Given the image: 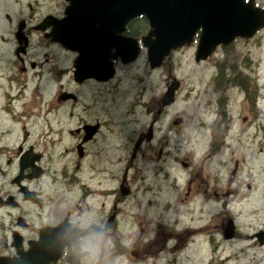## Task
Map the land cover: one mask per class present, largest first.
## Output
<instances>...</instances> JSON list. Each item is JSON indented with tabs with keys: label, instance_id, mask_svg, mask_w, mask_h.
<instances>
[{
	"label": "flooded vegetation",
	"instance_id": "flooded-vegetation-1",
	"mask_svg": "<svg viewBox=\"0 0 264 264\" xmlns=\"http://www.w3.org/2000/svg\"><path fill=\"white\" fill-rule=\"evenodd\" d=\"M174 3L180 10L158 21L167 23L169 36H190L152 66L143 38L153 28L137 11L139 0H0V264H208V250L241 239L240 222L223 215L225 207L250 205L264 215V161L250 149L245 162L246 151L232 146L235 121L220 96L225 69L218 73L216 121L198 133L200 153L180 158L178 149L169 160L180 163L183 184L170 163L161 173L159 160L170 149L156 126L170 116L183 86L173 60L193 47L194 61H203L196 52L204 13L187 0ZM255 34L219 43L209 56ZM131 45L138 51L126 60ZM175 81L167 103L164 93ZM243 90L249 107L240 121L251 140L258 91ZM141 109L151 119L136 131ZM134 160L148 165L138 174ZM189 203L197 210L185 212ZM122 204L130 205L132 219ZM181 211L188 218L182 229ZM247 235L263 246L264 224Z\"/></svg>",
	"mask_w": 264,
	"mask_h": 264
},
{
	"label": "rangeland",
	"instance_id": "rangeland-1",
	"mask_svg": "<svg viewBox=\"0 0 264 264\" xmlns=\"http://www.w3.org/2000/svg\"><path fill=\"white\" fill-rule=\"evenodd\" d=\"M256 3L264 8V0H256ZM255 35L256 37L250 39L248 42H236L234 46L228 48L226 51L216 52L199 63L193 59V47H187L180 55L174 58L172 72L178 80L183 82V86L180 88L176 104L174 107H171L170 116L167 119L164 118L161 121L160 127L158 128L157 125L156 128L157 131H161L160 134L162 135L159 136L161 142H167L166 146L170 149V154L167 155V159L162 157L159 160L161 173L164 171L162 167H166L167 162L170 163L172 166L170 168L173 170V176H176L177 184L181 185L184 181L178 180L177 169L181 165L179 162L175 164V162L169 160L178 149L180 158H184L185 154L200 153L202 139L198 137V133L210 130L207 127L215 122L217 118L214 111L217 107L219 83L222 82L218 73L222 69H225L226 74L223 82V91L225 90V92L220 93V96L225 98L226 105L228 104L231 107L232 117L235 121L232 146L234 147L235 145L237 150L241 151V154H244V151H246L245 162L250 155V149L252 151L255 150L253 153L259 161H264V144L257 142L258 138L264 139V127L261 125L264 124V27ZM166 67H163L157 75V78L160 76L162 81L160 82V89H156L155 91L157 92L153 94L155 98H157L159 90L162 92L164 89V76L167 72ZM229 67L234 68L239 75L229 73ZM244 85L247 86L249 92L252 90L258 91V106L256 108V119L254 123L256 128L255 133L252 132L254 136L251 140L248 134L247 123L245 124L240 121L241 114H246V108L249 107V98H246L245 91L243 90ZM142 111L143 109H141L142 115L136 126V131L145 129L151 119V116L145 110ZM176 115L184 116L186 122L184 124L173 125L171 119ZM167 129L174 134L163 135ZM155 162L158 161L155 160ZM212 162L214 161L210 163ZM137 163L134 160V164ZM142 163L148 165L147 162L140 161L134 167L138 174L144 168ZM261 169L264 171V165L259 168V171ZM177 202H180L179 198H177ZM185 203L188 202L185 201ZM121 206L124 208L123 216L132 219V211L129 210L130 205L122 204ZM136 206L140 207V204H136ZM242 206L231 202L223 211V215L229 212L230 215L238 218L240 222L238 236L240 235L241 239L235 240L237 239L235 238L234 241H224L218 248L208 250L207 254L209 258L205 259L208 261V264H264V245H256L257 243L254 239L247 235L256 231L257 228L264 224V215L260 217L259 215H254L251 210L252 206L250 207V205H245L241 209ZM261 206L263 207L264 204ZM182 208L185 212L190 213V211L197 210V205L189 203L188 206ZM250 211H252V214ZM177 215L179 219L178 226L182 229L188 223V218L182 217L184 215L182 211ZM177 215H173V217L176 218ZM195 216L193 223L196 222ZM204 252L205 248H202L201 253L204 254Z\"/></svg>",
	"mask_w": 264,
	"mask_h": 264
},
{
	"label": "water",
	"instance_id": "water-1",
	"mask_svg": "<svg viewBox=\"0 0 264 264\" xmlns=\"http://www.w3.org/2000/svg\"><path fill=\"white\" fill-rule=\"evenodd\" d=\"M187 2H189V8L192 11L197 9L204 13L201 18L204 21L202 23L203 33L198 43L196 60L206 59L219 43L226 44L236 36L251 37L264 27V8L255 6L254 0H187ZM197 6L198 8H196ZM179 8L180 6L175 4L174 0H139L137 11L145 13L153 28V31L143 38L144 45L147 47L148 61L152 66L159 65L170 48L181 45L190 36L189 32L169 36L166 30L167 23L158 21L159 16L170 19L168 14L171 11L177 12L176 10ZM157 29L163 31L162 35L154 31ZM152 34L157 35L156 39L151 38ZM129 50L131 55L126 57V60L135 57L138 51L135 45H131ZM178 84L179 82L175 81L167 87V91L164 93L167 103L173 100ZM226 237L228 236L226 235Z\"/></svg>",
	"mask_w": 264,
	"mask_h": 264
},
{
	"label": "bare ground",
	"instance_id": "bare-ground-1",
	"mask_svg": "<svg viewBox=\"0 0 264 264\" xmlns=\"http://www.w3.org/2000/svg\"><path fill=\"white\" fill-rule=\"evenodd\" d=\"M218 253H219V252H218ZM217 255H218V254H217ZM204 257H205V256H204ZM203 260H205V259H203ZM203 260H202V261H203ZM205 261H206V260H205ZM204 264H205V263H204Z\"/></svg>",
	"mask_w": 264,
	"mask_h": 264
}]
</instances>
